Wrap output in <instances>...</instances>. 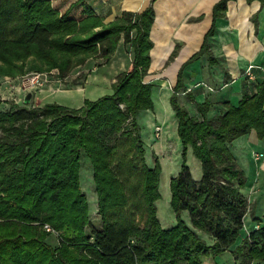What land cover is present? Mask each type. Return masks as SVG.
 <instances>
[{
	"label": "trees",
	"instance_id": "obj_1",
	"mask_svg": "<svg viewBox=\"0 0 264 264\" xmlns=\"http://www.w3.org/2000/svg\"><path fill=\"white\" fill-rule=\"evenodd\" d=\"M226 2L215 5V15ZM84 11L77 20L52 0H0V74L57 68L63 79L91 56L108 59L122 33L134 51L133 66L117 75L114 91L85 98L80 107L0 96V103H11L0 108V264H204V256L220 255L235 243L234 263L226 264L264 261V222L248 203L247 174L230 147L253 129L264 138V78L255 93L210 118L208 102H197L202 117L179 102V74L171 104L183 162L171 178L177 222L164 227L157 206L161 167L148 164L137 119L154 105L153 84L145 79L154 10L125 11L108 23L91 8ZM213 30L195 56L208 50ZM190 146L201 161L199 179L187 162ZM83 156L93 166L101 226L92 221L82 188ZM249 213L258 226L245 223ZM53 231L57 245L48 240Z\"/></svg>",
	"mask_w": 264,
	"mask_h": 264
},
{
	"label": "crops",
	"instance_id": "obj_2",
	"mask_svg": "<svg viewBox=\"0 0 264 264\" xmlns=\"http://www.w3.org/2000/svg\"><path fill=\"white\" fill-rule=\"evenodd\" d=\"M219 1L52 0L62 13L69 10V16L77 20L86 16L84 8L88 7L105 23L122 16L125 11L141 13L149 7L153 8L154 21L150 29L153 46L150 50L149 73L145 79H153L154 105L146 110L161 115V120H156L163 127L166 124L165 114L176 117L171 96L179 74L183 83L177 92L179 102L197 117L203 116L197 102H208L207 115L210 118L224 112L228 104H238L244 95L255 93L257 84L264 78V0H227L225 9H220L215 15L214 7ZM212 27L213 33L207 38L208 50L195 56L202 50ZM136 34L137 30L134 29L133 35ZM133 61V48L125 42L122 33L115 51L108 59L91 56L78 65L76 71L71 70L64 77H77L76 73L86 69L85 83L61 87L59 90L80 93L78 102L73 105L80 107L85 98L96 99L110 88L114 91L117 75L130 70ZM249 66H252L251 76L246 73ZM91 74L96 75L92 77ZM91 77L94 82L99 81V86L88 93ZM2 89L1 85L0 91ZM49 93L45 91L42 95L48 97ZM34 94V104L40 105L41 99L34 98ZM174 120L178 128L177 117ZM230 147L247 174L248 181L243 189L247 200L253 203L255 214L264 222V138H259L253 129L235 138ZM200 167L201 170L198 168L196 172L191 167L196 179L201 177ZM245 223L249 226L259 225V221L252 220L250 213L245 216Z\"/></svg>",
	"mask_w": 264,
	"mask_h": 264
},
{
	"label": "rangeland",
	"instance_id": "obj_3",
	"mask_svg": "<svg viewBox=\"0 0 264 264\" xmlns=\"http://www.w3.org/2000/svg\"><path fill=\"white\" fill-rule=\"evenodd\" d=\"M54 6L58 8V6ZM77 69L78 66H75L72 71H76ZM87 73L88 70L83 69L81 73L75 74L78 75L77 77L72 78L70 75L67 79H62L58 76L57 68H53L50 71L40 72L39 75L38 71L35 70L28 71L24 75L16 77L0 74V86H3L2 91H0V96L3 100L14 101L22 104L25 103L26 95L31 92L30 101L33 103L35 100L32 99V93H35L34 98L37 100L41 99L42 103L40 105L49 101H56L61 104L73 106L78 102L80 93L72 91V94L64 92V90H59V88L72 87L73 85L85 83ZM36 75H38L37 78H35ZM91 75L93 77L96 74ZM92 77L90 79L91 84L89 83L90 85L87 89L88 93H91L89 90L92 88L99 86V81L94 82ZM75 80L77 83H73ZM151 81H153V79L149 82ZM50 84L53 86H50ZM10 85H12L11 88ZM43 90L50 92L48 97H43L42 94H45V91ZM40 92H42V94ZM112 92L113 90L110 88V90L104 92V94ZM10 106V102L0 103V108L8 109ZM161 117V115L155 113L153 110L146 109L141 110L137 115V119L141 126V133L145 142L147 162L150 166H155L156 161H158L161 167L159 184L161 196L157 201L158 216L164 227H171L177 222L176 213L171 204V178L181 169L183 162V145L178 133L176 120H174L176 117H174V115L165 114L164 117L166 118V124L164 127L156 120V118H158L160 121ZM186 157L188 164L192 167L194 172H196L198 168L201 170L200 159L194 155L191 146L187 150ZM81 182L82 188L88 196L91 219L97 226H101V217L98 213V196L93 180V166L91 161H89V159L85 156L82 158ZM182 216L187 221H190V214L188 210H184L182 212ZM48 240L57 245L59 242L58 231H53V234L49 236ZM208 241L212 242V239H208ZM237 244L238 243L233 244L220 255L204 256V264L234 263L233 250L236 248ZM252 264H264V261L256 259Z\"/></svg>",
	"mask_w": 264,
	"mask_h": 264
},
{
	"label": "built area",
	"instance_id": "obj_4",
	"mask_svg": "<svg viewBox=\"0 0 264 264\" xmlns=\"http://www.w3.org/2000/svg\"><path fill=\"white\" fill-rule=\"evenodd\" d=\"M251 68H252V66H249V67L246 69V73H247L249 76L252 75ZM45 227H46L47 229H52V228L49 226V224H45Z\"/></svg>",
	"mask_w": 264,
	"mask_h": 264
},
{
	"label": "water",
	"instance_id": "obj_5",
	"mask_svg": "<svg viewBox=\"0 0 264 264\" xmlns=\"http://www.w3.org/2000/svg\"><path fill=\"white\" fill-rule=\"evenodd\" d=\"M31 98V92H29L25 97V102H29Z\"/></svg>",
	"mask_w": 264,
	"mask_h": 264
}]
</instances>
